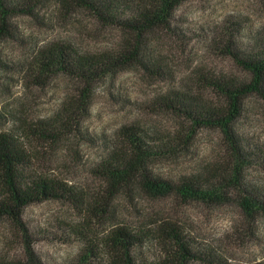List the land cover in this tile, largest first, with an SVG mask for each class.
<instances>
[{
  "label": "rangeland",
  "instance_id": "obj_1",
  "mask_svg": "<svg viewBox=\"0 0 264 264\" xmlns=\"http://www.w3.org/2000/svg\"><path fill=\"white\" fill-rule=\"evenodd\" d=\"M8 23L10 32L0 40V134L17 138L31 158L32 174L64 182L84 205L46 201L26 208L18 223L0 219V264H106L105 250L96 256L88 240L101 244L117 227L139 234L162 221L178 225L197 250L211 252L214 264H264V212L249 216L238 191L217 203L175 195L153 199L138 186L110 196L109 183L98 173L115 153H127L122 132L135 127L151 144L177 150L150 162L155 176L179 182L215 169L227 178L236 174L222 131H193L191 122L166 109L162 99L184 92L223 108L225 98L204 80H251L230 52L252 54L264 48V0H184L169 24L140 43L145 59L155 65L151 72L132 65L92 84L63 74L39 77L38 54L62 44L79 56L97 57L137 46L138 39L57 1ZM242 108L234 127L257 158L239 174L264 202V98L250 94ZM41 127L58 137L33 131ZM90 204L97 210H89ZM135 255L143 264H158L166 249L151 237Z\"/></svg>",
  "mask_w": 264,
  "mask_h": 264
},
{
  "label": "trees",
  "instance_id": "obj_2",
  "mask_svg": "<svg viewBox=\"0 0 264 264\" xmlns=\"http://www.w3.org/2000/svg\"><path fill=\"white\" fill-rule=\"evenodd\" d=\"M51 1H57L68 9L86 10L104 25L116 27L138 39L137 46L127 45L120 51L97 57L79 56L71 47L62 44L52 45L38 54L39 77L49 78L63 74L92 84L132 65H139L151 72L155 65L145 59L139 47L140 43L155 28L169 24L168 20L184 0H0V40L10 32L9 18L22 14L33 15L38 6ZM230 54L251 76V80L239 83L205 79L208 87L214 88L225 98L226 104L223 108L203 104L193 95L184 92L164 97L162 105L189 120L192 130H221L231 156L237 163L236 174L227 178L225 173L215 169L200 176L184 177L179 182L155 176L149 169L150 162L175 155L177 150L174 146L164 143H161V146L151 144L149 137L141 129L128 127L122 132L127 153H115L102 164L98 172L109 183L110 196L120 191H132L138 186L153 199L175 195L190 201L217 203L225 200L228 193L234 190L239 192L242 207L249 216L264 212V202L258 198L256 192L252 193L248 189L239 174L246 164L254 162L257 155L251 151L250 146L238 135L234 127L242 116L243 101L248 95L258 94L264 98V48L252 54L234 51ZM84 92L81 94L82 98L87 94L86 90ZM81 102L83 106L84 101ZM73 115L74 113L71 114ZM47 128L41 127L38 131H33L44 138L58 137ZM49 129L53 131L52 127ZM31 167V158L17 138L11 134H0V219L7 218L18 223L26 208L46 201L84 205L83 199L72 187L64 182L38 177L34 175L35 172L31 173ZM90 209L97 210L91 204ZM79 236L85 240L89 239L83 232H80ZM151 237L160 240L166 249V257L158 264H189L193 260L209 264L216 262V257L211 252L197 250L178 225L167 221L157 224L154 230L139 234L125 227H117L103 241H97L101 244H95L94 240L88 242L90 252L96 256L101 249L105 250L106 264H143L136 258L135 251L142 248Z\"/></svg>",
  "mask_w": 264,
  "mask_h": 264
}]
</instances>
